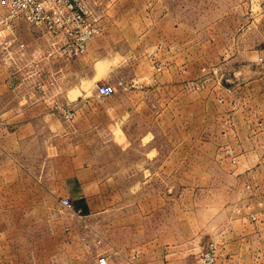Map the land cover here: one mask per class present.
Here are the masks:
<instances>
[{"label":"crops","instance_id":"1","mask_svg":"<svg viewBox=\"0 0 264 264\" xmlns=\"http://www.w3.org/2000/svg\"><path fill=\"white\" fill-rule=\"evenodd\" d=\"M175 1H157L155 8L157 7L159 13L154 22L151 21L154 15L152 10L146 13L131 10V15L138 16L145 23L140 29H134L132 24L129 25L130 30L136 33L137 44L141 42L138 46L143 49L145 59L149 57L147 54L150 50L156 49L158 44L162 45L163 49L156 51L155 58L171 73L173 67L178 64V58L184 56L180 49L186 48V61L189 60L188 44L192 40L190 35L185 37L184 34L180 37V31L184 29L189 31V25H192L191 22L194 20H184L178 14L172 17ZM112 10L110 8L107 10V49H113V52L107 51V63L114 60L112 58H115V49L120 46L127 47L128 41V38H123L111 42V31L125 32L127 27V24L122 23L123 20H115ZM234 14V19L238 21L235 27L232 24L234 20L231 12H224L214 24H206L210 34L218 32L215 36L210 35L209 43L215 38L219 39L218 46L221 49L219 54L223 56L224 64L252 66L262 48L253 42L247 45L244 40L246 36L238 33L241 14L237 15L236 11ZM216 25L219 26L217 31L213 29ZM232 31L235 38L231 40ZM13 33L17 41L25 45V56L21 59L15 56L19 67L17 69L7 60V50L0 47V264H56V260L60 264H79L85 258L95 263L96 254L86 251L83 233L78 232V235L74 234L72 237L65 234L66 220L59 215V207H62L61 199L70 198L79 209L81 220L85 221H94L96 215L107 216L109 221L111 219L109 216L124 214V209L130 205L124 198L121 199L116 188L107 190V197L100 195L97 171H139L140 200L137 203L140 223L145 225L150 222L151 216L158 217L154 223L153 233L149 235L144 233V237L138 240L139 258L134 259L135 261L132 258L128 259L132 256L131 238L126 230L130 229L131 223L126 227L123 225L122 229L115 225V221L107 223L108 231L101 236L106 238L112 247L107 255L109 264H132V260L133 264H197L196 253L200 250H196V243L200 240L209 241L217 235L210 233L213 224H217L218 229L232 225L231 229L234 230L223 232L216 264H257L253 252L258 235L252 226L245 224L244 220L230 223L220 216L206 221H201L200 217L180 218L172 211V207H178V200L174 201L172 198L164 200L163 193L152 188H149V192L154 194L150 196L148 205L146 171H164V159H176L178 152L176 144L179 141L174 144L172 141L167 150L163 149L165 123L162 107L157 104H107L109 97H99L94 91L81 87L83 69L80 58L67 63L46 64L47 72L53 74L56 80L55 87L49 86L46 82L48 91L46 98H39L30 86L31 80L25 81L22 69L25 64L31 62L35 52L42 51L44 46L34 40L31 29L23 22H15ZM215 43L216 41L208 48H213ZM170 47L174 49L169 50ZM13 50L15 52L16 49ZM240 71H235L234 74L240 75ZM250 73L252 75L249 80L257 79L264 83V72L262 78L257 72ZM147 92L148 90L144 94ZM230 94L235 96L234 90ZM247 94L250 98H255L256 106L264 118V87L253 88L250 94L247 90ZM52 103L71 111L72 120L66 122L61 112L53 111ZM218 107L208 109V119L206 118L203 123L205 132L201 143L208 147L206 150H210L212 158L216 145L223 141L220 131L223 128V119L229 111L226 105ZM230 115L235 119L238 143L246 145V148L240 151L238 167L241 171H264V153L259 151L257 145L263 143L260 135L252 131L254 128L248 126L247 122L242 121L246 115L244 112H234ZM118 130L121 136L117 135ZM255 130L259 132L258 129ZM190 136L185 139L186 144L195 142L194 133ZM118 139H121L120 142ZM4 171H9L11 175L25 172L27 176L25 201L20 202L15 200V197L3 199V176L6 174ZM48 171L54 172L53 178L49 177ZM67 171H71L69 175ZM172 192L171 186L169 194ZM18 207H26V214L18 212L20 219L11 220L13 223L40 224L39 231L32 228V231H23L16 236L17 240L20 237L23 241L25 238L28 240L25 251L23 249L20 251L21 247L17 243L15 245L11 243L10 246H4L3 243L4 236L6 237L2 230L4 209ZM192 224L199 225L196 235L188 237L180 231V226L192 227ZM32 240L33 243L30 242ZM35 240L38 242L35 243ZM73 240L78 241L81 247L77 251L68 246V241ZM39 241H45L50 247H40ZM88 242L91 246L94 245L93 240L90 239ZM20 255L24 258L19 259Z\"/></svg>","mask_w":264,"mask_h":264},{"label":"rangeland","instance_id":"2","mask_svg":"<svg viewBox=\"0 0 264 264\" xmlns=\"http://www.w3.org/2000/svg\"><path fill=\"white\" fill-rule=\"evenodd\" d=\"M157 1L159 0H93L92 7L100 16L102 30L98 36L89 42L86 53L78 57L83 69L81 87L94 92L97 86L112 87L114 93L109 97L107 104H157L162 107L165 123L162 139L163 149L167 150L172 141L173 144L179 141L176 144L178 152L176 159H164V171H146L148 205L150 196L154 194V192H149V188H152L162 192L164 200L170 198L174 201L178 200V207H172V211L180 218L189 216L198 219L200 217L201 221H206L212 217L220 216L226 218L230 223L244 220L245 224L252 226L258 235L253 258L257 264H264V171H241L238 167L240 151L246 148V145L238 143L235 119L230 115L234 112L246 114L242 121L247 122L248 126L254 128L251 130L260 135L263 143L257 141L259 143L257 145L260 148L259 151L264 153V118L256 106L255 98L252 97L254 99L252 102V98L247 94V90L250 94L251 89L264 87L263 81L249 80L252 75L250 72H257L260 78L264 72V0H176L172 17L178 14L184 20H194L191 22L193 24L189 25V31L185 29L180 31V37L184 34L185 37L190 35V40H192L188 44L189 60L186 61V48L180 49L184 56L178 58V64L173 67L172 73L166 71L165 65L155 58L156 51L163 49L162 45L158 44L156 49L150 50L147 54L149 57L145 59L143 49L138 46L141 42L137 44L138 41H135L136 33L129 28V25L132 24L134 29H140L145 23L138 16L131 15V10L137 13L139 11L146 13L152 10L154 15L151 17V21L154 22L159 13L157 7L155 8ZM109 8L113 9L111 13L115 14L113 16L115 20H123L122 23L127 24L126 33L124 31H111V42L123 38H128V41L126 42L127 47L120 46L115 49L116 55L115 58H112L114 60L107 63V51L113 52V49H107L108 32L106 24ZM123 10L127 12H123ZM235 11L237 15L241 14L238 33H243V36H246L244 40L247 45L253 42L262 48L252 66L244 65L241 67L235 64H224L223 56L219 54L221 50L218 46L219 39L215 38L213 42L209 43L210 35L215 36L218 32L210 34L206 24H214L219 21L224 12H231L234 20L232 24L235 27V23H238L234 19ZM217 28H219L218 25L213 29L217 31ZM233 35L234 31L231 32V40L235 38ZM215 41L213 48H208ZM173 49V47L169 48V50ZM97 51L99 54L96 55ZM46 64L49 63L41 64L47 75H50V79L46 82L49 86L55 87L56 80L53 78V74L47 72ZM241 68L242 71H240ZM235 71H240L241 74H234ZM252 81L254 82L250 83ZM146 90L148 92L144 94ZM233 90L235 96L230 94ZM219 105L228 106L229 111L223 119V128L220 131L223 141L219 143L220 145H216L212 158L209 154L210 150H206L208 147L201 143L205 132L203 123L206 118L208 119V109H217ZM187 122H189V126L186 124ZM255 129H258L259 132ZM119 132L118 130L117 135L121 136ZM193 133L195 142L186 144L185 139L190 138ZM120 140L118 139L119 142ZM259 162L261 161L259 160ZM4 172L6 174L3 176V199L15 197V200L25 201L27 192L25 172L13 175L9 171ZM70 172L67 171L68 175ZM47 173L49 177L53 178V171ZM96 176L100 181V195L102 197H107V190L116 188L121 199L124 198L130 206L124 209V214H116L115 217L109 216L111 218L109 221L107 216L102 217L101 215H96L97 218L94 221L79 220L63 207H59V215L65 218L68 228L65 229L67 231L65 234L72 237L74 234L78 235V232L83 233L86 251L95 253L96 260L99 256H105L108 260L107 255L112 247L109 245L110 242L101 236L102 233L108 231L107 223L115 221V225L120 229L123 225L126 227L128 223H131L130 229L126 230L131 238L132 256L128 259L137 260L139 258L138 240L144 237V233L145 235L153 233L154 223L158 220V217L153 215L147 224L140 223L137 203L140 200L139 171H97ZM171 186L173 192L169 194ZM68 199L71 201L74 210L79 211L74 206V201ZM26 210V207L4 209L2 225V230L6 234L3 240L4 246L17 243L21 247L20 251L22 249L25 251L28 240L25 238L23 241L21 237L17 240L18 233L32 231V228L36 231L40 230V224L30 225L11 221L20 219L17 213L23 212L25 215ZM33 210L38 211V209H31V211ZM103 210L108 211L110 209ZM252 216L255 217V220L251 219ZM191 226H180V231L188 237L196 235L199 225L192 224ZM216 226L217 224H213L210 230L214 236L217 234L215 237L213 236L214 238L205 242L200 240L201 242L196 243V250H200L196 253L197 264H201L202 254L209 250L211 244L215 254L214 264H216L217 251L223 232L234 231L231 229L232 225L221 229L216 228ZM11 235H13V240H11ZM89 238L93 240V246L89 244ZM30 242L33 243V240ZM37 242L38 240H35V243ZM38 245L42 248L50 247L45 241H39ZM68 246L76 251L81 248L78 241L75 240L68 241ZM18 258L22 259L24 256L21 257L20 255ZM55 263L60 264L57 260ZM95 263L85 258L79 264Z\"/></svg>","mask_w":264,"mask_h":264},{"label":"built area","instance_id":"3","mask_svg":"<svg viewBox=\"0 0 264 264\" xmlns=\"http://www.w3.org/2000/svg\"><path fill=\"white\" fill-rule=\"evenodd\" d=\"M93 0H0V47L6 49L10 63L25 56V45L17 41L13 30L15 22L25 23L32 31L35 41L44 48L35 52L30 63L23 66L25 81L31 80L32 90L39 98L47 95L46 81L50 79L41 64L50 62L67 63L86 53L89 42L101 33L100 16L92 7ZM15 48V52L13 50ZM15 56H17L15 58ZM99 97H110L114 89L97 86ZM52 110L61 112L66 122L72 120V112L64 106L52 103ZM62 207L79 220L80 212L75 211L68 198L61 200ZM255 220V217H251ZM213 245L201 257V264H214ZM96 264H108L107 257H97Z\"/></svg>","mask_w":264,"mask_h":264}]
</instances>
